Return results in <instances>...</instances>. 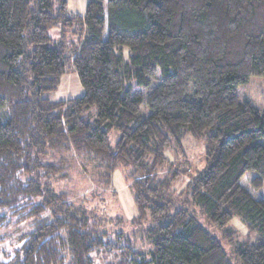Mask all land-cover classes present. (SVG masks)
Listing matches in <instances>:
<instances>
[{
    "label": "trees",
    "instance_id": "trees-1",
    "mask_svg": "<svg viewBox=\"0 0 264 264\" xmlns=\"http://www.w3.org/2000/svg\"><path fill=\"white\" fill-rule=\"evenodd\" d=\"M67 3L0 0V228L18 216L32 229L0 264H96L103 248L122 251L104 264H264V112L238 93L264 78V0H89L80 15ZM71 69L84 95L47 99ZM187 135L207 154L177 200L159 172ZM58 152L89 157L107 185L129 168L146 254L52 194Z\"/></svg>",
    "mask_w": 264,
    "mask_h": 264
},
{
    "label": "rangeland",
    "instance_id": "rangeland-1",
    "mask_svg": "<svg viewBox=\"0 0 264 264\" xmlns=\"http://www.w3.org/2000/svg\"><path fill=\"white\" fill-rule=\"evenodd\" d=\"M67 2L69 13L80 15L85 12L89 0H67ZM60 31L58 26L49 32L53 43L59 42ZM238 93L241 101H247L257 110L264 112V78L252 77L247 84L240 87ZM83 95L84 89L81 87L77 73L71 69L64 75L57 91L50 93L46 98L52 101H61ZM110 141L111 144L116 145L117 133L110 134ZM52 154H54L52 158L49 157L46 161L55 163L62 169L42 181L45 184H50L52 194L56 193L62 196L65 201L76 207H83L88 213L96 215L94 223L102 218L101 224L109 230L110 234L113 233L107 241L117 242V234L122 233L126 235L123 244L131 245L135 250L146 254L150 244L146 241L144 230L138 231L136 227L132 226V221L139 216V211L134 188H131L132 184L128 180L129 168L121 167V169L115 170L112 183L107 185L104 184L103 178H99L101 173L99 166L91 162L89 157H81L74 152L64 154L58 152L49 155ZM206 154V143L195 140L191 135H187L184 139L182 150H179L177 146H172L165 151V165H169L159 173L162 179L168 178L165 182L168 181L172 187L173 198L177 200L187 198L188 185L192 178L189 174L196 175L203 169ZM11 213L14 214L15 209ZM0 214H5L4 210H0ZM17 219L18 216H11L12 223L9 227L3 228L2 226L0 228V260H4L5 255L12 258L15 251L22 249L27 242L25 240L19 242L22 235L32 232L29 221L15 224ZM201 221L208 230L216 233V230H213L205 219H201ZM145 225L148 226L147 223ZM231 227L241 240H245L248 231H250L238 218L232 221ZM121 254L122 251L108 252V249L103 248L101 252L94 253L93 258L96 264L114 263Z\"/></svg>",
    "mask_w": 264,
    "mask_h": 264
}]
</instances>
